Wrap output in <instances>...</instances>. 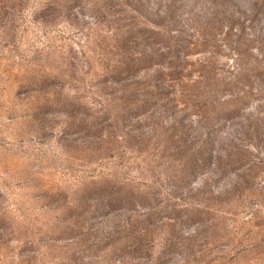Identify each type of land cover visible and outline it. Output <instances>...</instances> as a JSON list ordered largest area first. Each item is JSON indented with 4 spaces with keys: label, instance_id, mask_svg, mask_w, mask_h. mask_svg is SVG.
<instances>
[{
    "label": "rangeland",
    "instance_id": "1",
    "mask_svg": "<svg viewBox=\"0 0 264 264\" xmlns=\"http://www.w3.org/2000/svg\"><path fill=\"white\" fill-rule=\"evenodd\" d=\"M0 264H264V0H0Z\"/></svg>",
    "mask_w": 264,
    "mask_h": 264
}]
</instances>
